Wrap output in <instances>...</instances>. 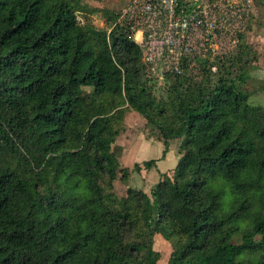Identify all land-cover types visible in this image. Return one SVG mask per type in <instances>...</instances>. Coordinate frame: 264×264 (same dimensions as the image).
<instances>
[{"label": "trees", "instance_id": "trees-1", "mask_svg": "<svg viewBox=\"0 0 264 264\" xmlns=\"http://www.w3.org/2000/svg\"><path fill=\"white\" fill-rule=\"evenodd\" d=\"M85 1L0 0V264H159L157 235L168 264H264V107L243 88L245 37L201 77L167 73L158 96L131 31L109 10L97 28ZM130 111L163 157L181 140L180 159L150 194L120 197L119 175L158 162L121 167Z\"/></svg>", "mask_w": 264, "mask_h": 264}, {"label": "built area", "instance_id": "built-area-1", "mask_svg": "<svg viewBox=\"0 0 264 264\" xmlns=\"http://www.w3.org/2000/svg\"><path fill=\"white\" fill-rule=\"evenodd\" d=\"M256 0H129L114 26H126L154 75L158 65L183 75L184 63H203L221 55L239 34ZM170 71V72H169Z\"/></svg>", "mask_w": 264, "mask_h": 264}, {"label": "rangeland", "instance_id": "rangeland-1", "mask_svg": "<svg viewBox=\"0 0 264 264\" xmlns=\"http://www.w3.org/2000/svg\"><path fill=\"white\" fill-rule=\"evenodd\" d=\"M129 0H86L85 5L92 9L99 10L94 14H87V19L90 20L97 28L106 29L108 26L105 23V16L103 10H109L118 16L128 4ZM79 19L84 22L86 15L80 14ZM242 36L245 37L247 44L251 48V54L248 57V72L249 79L243 85V88L250 94L249 103L252 106L264 107V0H256L253 7L252 14L248 17L247 21L243 25V31L239 34L240 43L236 48L230 46V41H226L225 46L221 49V55L209 60V64H216L219 59L225 60L234 58L239 51V46L242 41ZM253 50L257 53V59H253ZM188 64V63H187ZM172 66L158 65L154 75H151L156 79L155 92L158 96H162L163 82L165 80V72ZM203 66L201 63L188 64V74L196 77H201L203 74ZM185 71V69H183ZM217 67L212 69L213 73H217ZM170 72V71H169ZM169 74H172L170 72ZM125 129L120 133L113 146L114 151L117 153L121 167H128L133 169L136 160H151L156 157H161L163 150V144L161 143V149L157 138L151 134L150 127L146 125V120L137 112L130 111L125 117ZM157 144V145H156ZM173 150H179L181 140L174 141ZM174 152L172 155H174ZM179 153V151H178ZM175 156V155H174ZM144 162V161H143ZM141 162L140 164H143ZM145 175L132 173L128 182H123L119 178L115 182L116 193L120 197H124L127 194L128 189H139L151 193L152 188L156 185V178ZM237 242H240V238H237ZM155 249L161 253V260L159 264H168L170 254L172 252L171 244L166 241L162 236L157 235L155 239Z\"/></svg>", "mask_w": 264, "mask_h": 264}, {"label": "crops", "instance_id": "crops-1", "mask_svg": "<svg viewBox=\"0 0 264 264\" xmlns=\"http://www.w3.org/2000/svg\"><path fill=\"white\" fill-rule=\"evenodd\" d=\"M174 141H172L170 143L169 152L164 157H163V150H164V145H163V148H162L163 150H161L162 153L160 154L161 157H156V159H158V162H157V166L154 169H151L149 171L142 170L141 173H137V174H141L143 176V175H145L144 173H147L149 176L151 175V177L154 176V178H156V183L155 184H157L160 181L162 174H170V173H172L173 170L178 165V162H179V159H180V155H179L177 149L173 150V144L172 143H174ZM156 143L159 144L160 149H161V143L162 142L157 140ZM173 151H175L174 152L175 156L172 155ZM136 159H138V158H135L136 163H141L143 161H147L145 159H142L141 161L140 160H136ZM139 189H141V188H139Z\"/></svg>", "mask_w": 264, "mask_h": 264}]
</instances>
